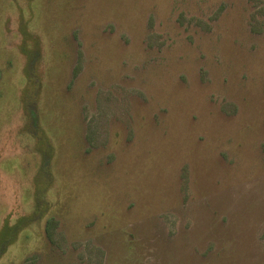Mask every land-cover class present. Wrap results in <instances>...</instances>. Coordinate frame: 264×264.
<instances>
[{"label":"rangeland","instance_id":"374dc122","mask_svg":"<svg viewBox=\"0 0 264 264\" xmlns=\"http://www.w3.org/2000/svg\"><path fill=\"white\" fill-rule=\"evenodd\" d=\"M0 264H264V0H0Z\"/></svg>","mask_w":264,"mask_h":264}]
</instances>
